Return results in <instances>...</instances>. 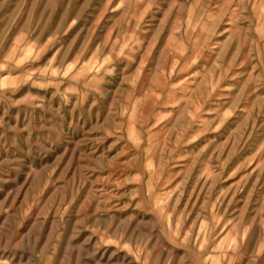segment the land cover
I'll return each mask as SVG.
<instances>
[{
  "label": "rangeland",
  "instance_id": "1",
  "mask_svg": "<svg viewBox=\"0 0 264 264\" xmlns=\"http://www.w3.org/2000/svg\"><path fill=\"white\" fill-rule=\"evenodd\" d=\"M0 264H264V0H0Z\"/></svg>",
  "mask_w": 264,
  "mask_h": 264
}]
</instances>
